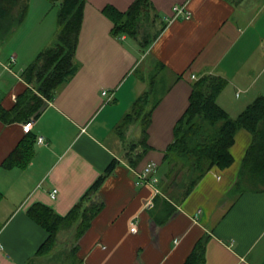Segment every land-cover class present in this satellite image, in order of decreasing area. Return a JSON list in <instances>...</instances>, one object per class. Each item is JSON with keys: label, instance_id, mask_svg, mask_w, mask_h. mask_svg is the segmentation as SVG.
I'll use <instances>...</instances> for the list:
<instances>
[{"label": "crops", "instance_id": "0c3cea01", "mask_svg": "<svg viewBox=\"0 0 264 264\" xmlns=\"http://www.w3.org/2000/svg\"><path fill=\"white\" fill-rule=\"evenodd\" d=\"M134 1L85 0L77 71L30 116L35 141L25 166L2 163L26 136L22 127L30 118L0 117V264L54 263L61 247L70 251L65 258L74 252L82 264H183L198 241L204 264H264V190L232 191L252 143L249 130L236 131L230 165L212 166L183 200L162 191L157 172L194 80L225 78L217 102L231 94L242 110L264 96V0H147L152 38L143 26L137 35L112 33L113 19L104 9L122 13ZM27 3L21 24L0 43V110L9 113L33 89L22 72L57 28L58 1ZM175 4H184L190 16L171 19ZM141 18L145 26L146 16ZM146 36L144 49L140 39ZM144 93L156 106L147 147L139 144L136 152L147 150L134 168L126 153L143 136L136 124L130 135L123 119ZM112 161V172L91 196L101 209L87 229L76 239L79 222L63 226L54 248L38 254L47 231L28 210L41 204L65 216ZM147 162L156 165L157 181L137 183L134 171Z\"/></svg>", "mask_w": 264, "mask_h": 264}, {"label": "trees", "instance_id": "16d2710c", "mask_svg": "<svg viewBox=\"0 0 264 264\" xmlns=\"http://www.w3.org/2000/svg\"><path fill=\"white\" fill-rule=\"evenodd\" d=\"M52 1H58L56 17L58 31L50 44L23 70V78L33 89L27 90L26 94L17 99L13 107L14 112L0 110V117L5 121L29 119L40 109L44 99H51L56 90L69 81L77 71L74 56L85 0ZM148 8L147 0H135L125 12H118L111 6H107L104 11L112 16L114 22L112 33L126 32L129 35H137L142 30L141 16L148 14ZM27 10V0H0V43L21 24ZM149 40L147 36L140 39L141 47L147 48ZM226 82L227 80L221 76L206 74L192 83L189 104L173 128V139L164 151L160 169L157 167L160 188L175 201L183 200L212 166L230 165L232 157L229 148L239 128L249 130L253 139L232 191L264 190V96H257L236 116H231L217 102ZM152 91L154 92L153 87ZM147 94L144 93L135 100L123 119L125 126L129 123L140 126L143 136L139 143L135 142L129 146L126 153L129 164L134 168L147 150L145 148L136 152L140 145L147 147V128L156 106L155 101L152 103ZM23 100L25 102H22ZM150 102L152 105H149ZM34 141L33 134L26 133L13 153L2 163L3 166L14 164L25 166L33 153ZM113 167L114 161L90 186L81 202L65 216L56 215L41 204H36L28 210V214L47 231V237L38 249V254L54 248L57 234L63 226L77 221L79 224L75 238L78 239L82 235L101 209V203L92 202L91 196L98 189L104 176L112 172ZM88 200L92 202L89 206L86 205ZM171 209L174 210V207ZM203 251L202 241H198L183 264H204ZM73 253L70 264H82Z\"/></svg>", "mask_w": 264, "mask_h": 264}, {"label": "built area", "instance_id": "2783aa9c", "mask_svg": "<svg viewBox=\"0 0 264 264\" xmlns=\"http://www.w3.org/2000/svg\"><path fill=\"white\" fill-rule=\"evenodd\" d=\"M178 16H182L185 18H188L190 16V12L186 9L184 4H175L172 8V14H171V19L178 17ZM169 19V18H167ZM103 94H106L107 91L104 90L102 92ZM111 96L108 97L107 100H110ZM34 123V118H30L29 120H27L26 122H24L23 124V131L24 132H29L32 129ZM39 142H44L43 137H39L38 138ZM135 174L137 177V183H142V182H152L155 183L157 181V177H156V165L153 162H147L145 163L142 167L135 169ZM56 192V189L52 190V196H54V193ZM130 230L132 232L136 231V224L132 223ZM1 243H0V248H1Z\"/></svg>", "mask_w": 264, "mask_h": 264}, {"label": "rangeland", "instance_id": "374dc122", "mask_svg": "<svg viewBox=\"0 0 264 264\" xmlns=\"http://www.w3.org/2000/svg\"><path fill=\"white\" fill-rule=\"evenodd\" d=\"M145 14H147V12H145ZM51 16V14L48 16L47 15V22L49 23V24H52V22L50 21V17ZM151 19H152V17H151V13H148L147 15H146V20H145V26L143 25V23H142V25H141V29H142V26H143V28L145 29V31L147 32V35H148V37L149 38H152V33L154 32V27L151 25ZM151 22V23H150ZM56 26H57V24H56ZM57 31H58V29L56 28L55 29V33H54V35L56 36V33H57ZM53 32H54V29H53ZM53 34V33H52ZM46 48V47H45ZM44 49V48H43ZM42 49V50H43ZM235 103H234V102ZM234 103V104H232V103ZM218 103L226 110V111H228L229 113H231V114H233L234 112H240V110H242V107L239 105V103H237V99L236 98H234L231 94L230 95H228V96H224V98H222L221 100H219L218 101ZM231 104V105H230ZM129 125V126H128ZM130 125H134V124H131V123H129V124H127V126H128V128H127V132L129 131L128 129H129V127H130ZM125 130H126V128L124 129V132H125ZM134 132V131H133ZM133 132L132 131H129V134L130 135H132L133 134ZM127 134V133H126ZM129 134H127V135H129ZM56 248V247H55ZM56 251V250H55ZM68 253H70V251L68 250V248H64V249H62V247L59 249V251H58V257H59V259H58V257L55 259V261H54V263H50V264H68L71 260H72V256L71 255H68L66 258H65V256L68 254ZM57 259H58V261H57Z\"/></svg>", "mask_w": 264, "mask_h": 264}]
</instances>
